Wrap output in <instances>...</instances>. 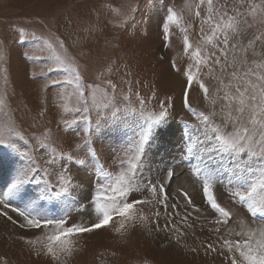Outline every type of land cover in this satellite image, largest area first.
I'll return each instance as SVG.
<instances>
[{
  "label": "rangeland",
  "instance_id": "rangeland-1",
  "mask_svg": "<svg viewBox=\"0 0 264 264\" xmlns=\"http://www.w3.org/2000/svg\"><path fill=\"white\" fill-rule=\"evenodd\" d=\"M199 2L0 0V127L4 124L14 125L17 132L28 141L25 148L24 140L16 137L18 147H21V151H28L41 164L46 153L39 145L45 141L47 130H51L57 144L65 150L79 142L87 122L80 119L77 125L65 124V119L71 120L72 117L62 113L58 95L71 92L74 85L61 83L46 88L52 80L63 82L70 79L60 69L55 55L71 59L88 88L111 79L118 85V93H127L128 82H131L132 91L138 92L146 100L147 113H158L162 105L168 112L164 121L153 128L146 146L143 176L153 181L163 179L169 196L168 211L174 216L176 212L180 216L192 213L188 223L193 225L188 228L181 222L179 227L183 234L166 230L164 223L168 217L162 206L154 202L138 205L137 218L131 222L125 221L124 229L117 231L121 218L114 217L107 227L71 237V253H59L60 258L56 259L41 250L49 229L21 228L24 219L12 208H27L34 215L56 219L63 217L69 224L88 226L97 221L88 197L90 193L95 195L108 181L90 163L87 166H75L69 173L72 185L78 186L72 193L75 199L44 201L38 199L44 187L43 180L39 181L38 174L33 173L37 182L24 184L9 201L11 206L7 209L8 216L17 223L0 215V264H229L231 254L225 256L219 252L206 251L208 243L217 242L216 234L208 232L205 219H211L212 213L202 203L190 175L196 161L187 155L189 137H192V145H195L194 151L200 152L196 139L201 122L185 106L186 96L191 109L205 114L213 110L220 112L223 103L213 105L205 98L198 84L192 88L185 85L183 71L189 67L193 72L197 70L192 52L198 46L205 50V54L213 50L204 39L206 35H211L210 25L204 23L206 9L202 7L201 16H195L194 5ZM224 2L216 0L217 4ZM254 2L259 4L260 0ZM227 3L231 9L237 0H227ZM190 4L193 5L191 11L188 8ZM246 9L247 4L241 11ZM169 12L175 13L176 22L166 20ZM163 23L169 25L168 39L162 34ZM21 27L27 34L25 39L18 38L17 29ZM257 28L251 31H257ZM185 36L189 37L192 46L189 52L184 50ZM59 41L64 42V48L59 47ZM173 62L180 71L172 68ZM49 68L54 70L48 71ZM207 71L206 67H201L199 78L212 93L218 85L206 75ZM135 107L138 110L140 108L138 104ZM188 125L193 127L190 129ZM143 126L144 118L139 111L128 112L115 125L109 124L97 134L95 139L100 152V164L113 176L120 171L116 158L122 156L124 149L138 139ZM223 165L229 167L227 161ZM29 166L30 162L20 152L0 145V192L6 190L13 179ZM215 166L219 167V164ZM168 169H174L175 172L170 185L166 178ZM230 179L234 180L224 173L215 193L222 206L234 213L230 224L233 235L230 238L243 243L248 236H237L235 233L264 227V219L259 213L251 215L246 203L230 197L234 190L229 185ZM181 189L192 195L194 204L200 208L199 212L188 206L183 196L179 195ZM136 197L152 199L147 192L143 195L137 193ZM174 203L178 205L176 209L171 207ZM156 211H160L158 221ZM141 215L146 219L141 220ZM180 216H175V221H180ZM241 220L244 221L243 227Z\"/></svg>",
  "mask_w": 264,
  "mask_h": 264
},
{
  "label": "snow or ice",
  "instance_id": "snow-or-ice-1",
  "mask_svg": "<svg viewBox=\"0 0 264 264\" xmlns=\"http://www.w3.org/2000/svg\"><path fill=\"white\" fill-rule=\"evenodd\" d=\"M245 4L247 9L241 11ZM192 7L193 5H188L190 11ZM194 7L196 17L201 16L202 7L206 9L204 23L210 25L211 35H206L204 39L213 50L205 54V50L198 46L196 51L192 52L197 70L193 72L189 67L183 71L185 85L187 88H192L198 84L205 98L213 105L223 102L220 112L213 110L205 114L191 109L187 96L185 98V106L189 107L195 119L201 122L197 128L199 135L196 139V145L200 146L199 153L194 151L195 145H192V137H189L190 146L187 148V155L191 160L196 161L192 165L190 175L198 188L202 203L212 213L211 219L205 218L207 230L216 234L218 242V244L208 243L206 251L219 252L225 256L231 254L229 264H264V227L255 231L236 232L237 236H248L243 243L231 239L233 231L230 224L234 213L231 209L222 206L215 193L221 176L224 173L229 174L234 178L229 180V185L234 188L230 197L243 201L247 204V211L251 215L255 216L259 213L264 219V0H260L259 4L254 0H237V4L231 9L227 0L223 4H217L216 0H200ZM166 20L176 22L177 17L175 13L169 12ZM253 28H257V31H251ZM201 31L203 32V29ZM17 32L18 38L27 37L24 28H18ZM168 33L169 25L163 23L162 34L165 39H168ZM249 33L250 35H247ZM245 39L246 43H244ZM59 47L64 48L63 41H59ZM191 47L189 37L185 36V52L191 51ZM49 49L51 50V46ZM30 59L36 58L30 57ZM55 60L70 79L63 82L52 80L46 88L61 83L74 85L71 92L58 94L61 101L60 108L63 114H70L72 117L71 120L65 119V124L77 125L79 120L83 119L87 122V127L81 133L79 142L68 150L58 145L51 130H47L45 141L39 145L46 153L42 164L28 151H21V147H18L15 138L24 140V137L17 132L14 125L4 124L0 127V145L9 146L20 152L30 162V166L22 170L6 190L0 192V205H2L0 215L12 220L7 212L11 206L10 198L14 197L24 184L37 182V177H34L33 173L38 174L39 181L42 179L44 185L38 199L44 201L75 199L72 193L78 186L72 185L69 173L72 167L87 166L90 163L95 171L108 181L95 195L90 193L88 197L97 217L95 223L88 226L69 224L63 217L48 218L34 215L27 208L23 210L19 207L12 208L13 212H17L24 219V223L20 224L21 228L49 229L42 242V251L59 259V253H71V237L107 227L117 216L121 218L120 227L117 229L120 231L126 227L125 221L131 222L137 218L138 205L153 202L162 206L168 217L164 223L166 230L183 234L179 227L181 222L186 227L192 228L193 225L188 223L192 213L180 216V213L176 212L175 216H180V221H175L174 214L168 211L169 196L165 181L147 179L142 173L146 146L149 144L154 126L167 117L166 108L162 105L158 113H147L146 100L141 98L138 92L132 91L131 82H128L127 93H118V85L111 79L88 88L80 70L74 66L71 59L68 57L62 59L61 56L55 55ZM171 66L174 70L180 71L175 62ZM201 67H206L208 69L206 75L217 82L218 87L212 93L199 78ZM53 70L48 69V71ZM136 104L140 106L139 110L135 107ZM137 111L144 118L145 126L141 128L138 139L124 149L122 156L116 158L120 171L113 176L100 164V152L95 138L109 124L115 125L125 113ZM216 117L220 119L217 120ZM188 127L191 129L193 126L188 125ZM27 144L28 141L24 140L25 148ZM49 145L55 146L49 147ZM224 161L228 162L229 167H224ZM216 164H219V167H216ZM174 175V169H168L166 172L169 185ZM145 192L151 194V200L136 197L137 193L143 195ZM179 195L183 196L187 205L194 211H200L187 190L181 189ZM171 207L176 209L178 205L174 203ZM155 216L158 221L160 211H156ZM139 218L146 219L142 215ZM12 222L17 223L15 220ZM240 224L243 227L244 221L241 220Z\"/></svg>",
  "mask_w": 264,
  "mask_h": 264
}]
</instances>
